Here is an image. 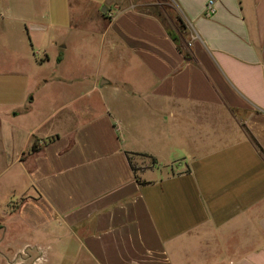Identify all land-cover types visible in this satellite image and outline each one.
<instances>
[{"label":"crops","instance_id":"obj_1","mask_svg":"<svg viewBox=\"0 0 264 264\" xmlns=\"http://www.w3.org/2000/svg\"><path fill=\"white\" fill-rule=\"evenodd\" d=\"M84 1L1 4L0 264H264V0Z\"/></svg>","mask_w":264,"mask_h":264},{"label":"rangeland","instance_id":"obj_2","mask_svg":"<svg viewBox=\"0 0 264 264\" xmlns=\"http://www.w3.org/2000/svg\"><path fill=\"white\" fill-rule=\"evenodd\" d=\"M6 0H0V8L2 7V3H4ZM29 0H27V3H22V4H11V13L6 14V18H13V17H23L25 20L24 23L29 25L28 22H30L32 19H35L36 16L39 15H47L50 13H53L54 9L55 11L59 12L60 17L59 21L60 23L64 26L63 28H55L56 32H98V28L95 26V24L90 20V13L92 11L93 6L91 3L84 1V0H73L69 4H67V7L69 6L70 8V14L69 18H67L66 14V6L63 2V0H52L50 2L47 0H38V2L35 5H32L28 3ZM50 2V3H49ZM54 11V13H55ZM9 22V19L3 20L0 22V32H7V30L2 27V25H6ZM13 22V20H11ZM16 27H12V32H26L24 25H20L19 23H16ZM7 28V27H6ZM50 29H54V27H51ZM46 32H48V26L46 27ZM80 72H82L80 70ZM7 90V87L4 86L1 89V92H4ZM57 90L52 91V93H56ZM43 108H41L40 112L36 114L34 117L30 118H17L14 119L15 124L17 125H28L34 123V120H37L39 117H42V115L48 110V105L47 102H44L42 105ZM6 125V124H5ZM53 129H58L62 130L63 125L61 122L60 118H51L50 120L47 121L46 124L43 126H40L37 129L36 134L39 135H46L48 134L51 130ZM1 150H3L5 153H11L12 152V144L9 143L8 141L3 144V147L1 146ZM177 164V162H175ZM177 169V165L175 166ZM4 169L2 162H0V172ZM3 178L0 181V213L2 210L3 206V199L6 196L8 192V184H7V171ZM31 249L30 246L24 248L25 249ZM38 252L34 256V260L38 258ZM41 256V255H40ZM39 256V258H40ZM33 260V261H34ZM43 264H47L44 262Z\"/></svg>","mask_w":264,"mask_h":264},{"label":"built area","instance_id":"obj_3","mask_svg":"<svg viewBox=\"0 0 264 264\" xmlns=\"http://www.w3.org/2000/svg\"><path fill=\"white\" fill-rule=\"evenodd\" d=\"M214 11V0H208L205 7V14H212Z\"/></svg>","mask_w":264,"mask_h":264},{"label":"trees","instance_id":"obj_4","mask_svg":"<svg viewBox=\"0 0 264 264\" xmlns=\"http://www.w3.org/2000/svg\"><path fill=\"white\" fill-rule=\"evenodd\" d=\"M169 33H170V32H169ZM170 35H172V34L170 33ZM172 36H173V35H172ZM173 39H175V38L173 37ZM36 145H37L36 142H34V143L32 144V149H33V150L36 149Z\"/></svg>","mask_w":264,"mask_h":264}]
</instances>
